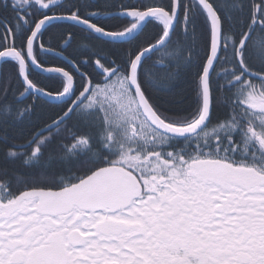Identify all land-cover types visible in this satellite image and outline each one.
Wrapping results in <instances>:
<instances>
[{"label":"snow or ice","instance_id":"snow-or-ice-1","mask_svg":"<svg viewBox=\"0 0 264 264\" xmlns=\"http://www.w3.org/2000/svg\"><path fill=\"white\" fill-rule=\"evenodd\" d=\"M0 264H264V0H0Z\"/></svg>","mask_w":264,"mask_h":264}]
</instances>
